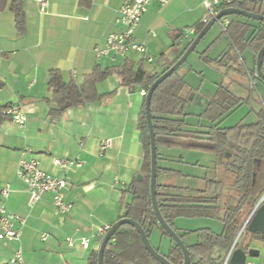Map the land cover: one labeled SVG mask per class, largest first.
<instances>
[{
	"label": "crops",
	"instance_id": "obj_1",
	"mask_svg": "<svg viewBox=\"0 0 264 264\" xmlns=\"http://www.w3.org/2000/svg\"><path fill=\"white\" fill-rule=\"evenodd\" d=\"M13 1L0 0V108L18 107L28 120L24 126L12 121H5L0 126V206L5 205L10 212L26 217L27 223L20 241L0 240V264H11L20 249L24 264H90L103 240L96 237V227L103 224L112 227L123 219L124 203L132 200L128 193L130 186L138 176L144 179L145 149L139 118L146 97L142 87L124 85L122 78L114 73L97 85L102 96L99 102L53 116L54 105L47 100L52 97L49 75L51 71H60L66 82L74 80L82 85L97 66L107 69L131 63L137 69L143 61L139 53L111 54L100 59L96 55L97 49L106 46L110 35L125 31L119 23V10L128 0H93L89 8L81 7L79 0H47L44 13L35 0H24L27 20L24 34L18 32L15 16L10 10ZM257 1L249 2L248 8L264 14V1ZM212 18L205 10L203 0H171L165 6L149 7L134 35L137 43L147 46L153 59L151 63L146 62V69L153 74L161 73L163 65L159 58L176 43V37L201 21L207 24ZM227 18L230 23L236 20ZM206 38L209 39L198 52L195 63L188 65V59L180 71L189 88L185 97L187 113L191 116L185 121L195 130L210 125L198 115L205 111L220 84L240 97L234 89H241V84L245 83L238 72L231 70L226 75L223 69L201 61V54L208 49L209 57L219 60L231 48L219 22L200 44ZM187 43L183 40L184 46ZM257 55L249 49L243 51L241 58L246 70H256ZM207 72L213 74L211 80H208ZM247 85L249 90L258 87L257 80L251 75L247 76ZM189 118L197 122H189ZM109 139L112 147L102 153L101 145ZM182 152L212 155L210 160L217 166L213 154L160 145L159 185L172 186L167 184L169 176L191 177L180 170L187 164ZM55 159L78 160L81 167L65 172L54 164ZM30 160H36L43 171L67 179L69 186L62 195L65 203L72 206L71 211L60 213L53 204L51 193L30 206L26 186L18 176L20 161ZM202 165L200 160L195 164L200 168ZM217 169L213 168L212 178H200L203 188L206 179L216 177ZM161 175L162 182L159 180ZM6 185L12 190L8 200L1 197ZM184 219H177L175 228L186 233L189 231L178 226ZM68 237L90 238V248H70L66 242ZM153 238L159 247L167 249L171 245L158 230L153 232L150 240L156 247ZM190 238L195 237L184 238L187 246L197 242L196 236V242L189 244Z\"/></svg>",
	"mask_w": 264,
	"mask_h": 264
},
{
	"label": "trees",
	"instance_id": "obj_2",
	"mask_svg": "<svg viewBox=\"0 0 264 264\" xmlns=\"http://www.w3.org/2000/svg\"><path fill=\"white\" fill-rule=\"evenodd\" d=\"M249 2L257 3L258 1L243 0L223 8L250 10ZM92 3L93 0H79L80 6L85 8L91 7ZM23 5L24 0H15L10 6L20 34L25 33L27 25ZM235 17L236 20L230 23L226 32H223L230 40L231 48L219 60H212L209 57L210 49H208L201 54V60L205 64L223 69L226 75L231 70L238 72L245 81L241 87L249 89L247 76L251 75L256 80L259 77L256 70H246L241 55L247 49L258 54L263 48L264 22L241 16ZM205 25L206 22L201 21L193 28L194 36L186 46L183 45V41H180L183 39V33L176 37V43L159 58V62L163 65L161 73L153 74L148 71L144 60L139 62L137 69L131 63L107 69L97 66L85 78L84 83L79 85L74 80L66 82L60 71H51L48 87L52 97L47 99L54 105L51 114L60 116L70 109L99 102L102 96L98 93L97 85L114 73L122 78V84L140 86L148 93L158 77L183 56ZM182 68L183 66L162 83L152 98V118L157 145L213 154L217 158V175L214 179H206L205 187L198 190L158 184V202L164 218L178 233L175 221L180 218H207L221 222L223 225L221 233L201 229L179 234L183 240L191 235L197 236V242L188 246L191 264H224L240 232L243 215L249 214L264 194V108L261 119L256 123L221 128L223 118L242 106L244 99L233 94L227 86L220 84L205 111L198 115L199 119L207 121L210 125L204 129H190L185 121L191 116L187 113L188 101L185 97L189 88L180 73ZM10 108L9 105L0 108V126L5 121H12V118L5 114ZM139 130L145 149V176L143 180H136L130 186L128 193L132 195V200L127 204L124 203V217L127 215L128 218L137 221L150 240L155 230L160 231L163 237L169 239L171 245L165 250L162 247L155 248L171 263L183 264L182 252L160 227L153 211L150 196V139L145 106L139 118ZM248 234L249 239L264 243V235L249 232ZM238 248L248 250L249 245L237 244L235 249ZM97 257L98 252L93 254L90 264H97ZM104 264L159 263L146 250L137 230L126 225L121 227L108 243Z\"/></svg>",
	"mask_w": 264,
	"mask_h": 264
},
{
	"label": "built area",
	"instance_id": "obj_3",
	"mask_svg": "<svg viewBox=\"0 0 264 264\" xmlns=\"http://www.w3.org/2000/svg\"><path fill=\"white\" fill-rule=\"evenodd\" d=\"M35 1L38 4L41 13H44L46 11V8L48 7V1ZM170 1L171 0L126 1L119 10V23L125 28V31L121 34L110 35L107 39L106 46L103 49L96 50L97 57L100 59L101 57H107L111 54L125 56L127 53L132 51L139 53L143 57V60L145 62L151 63L153 59L148 54L147 46L137 43L134 40V35L137 28L141 24L143 15L146 13L149 7L155 4L159 6H165ZM242 1L243 0H203V6L209 16L214 17L219 11L224 9L223 7ZM219 24L223 32H226L228 26L230 25V20L228 18H224L222 21H219ZM193 36L194 29L188 30L186 33H184L182 41L184 40L190 42ZM142 94L144 96L147 95L146 91H143ZM5 114L10 116L12 118V122L19 126H24L27 123V116L18 107H11L6 111ZM111 147L112 141L110 139L105 140L101 145V152L105 153L107 150L111 149ZM54 164L59 166L65 172H72L81 167V162L78 160L55 159ZM18 176L26 186V191L29 195L30 206H33L45 194L51 193L54 196L53 204L60 213L65 214L72 210V206L65 203L62 195V191L69 186L66 178L55 177L43 171L40 167V164L36 160L20 161ZM11 193V187L9 185H6L1 191V197L4 200H8ZM263 205L264 194L262 195L256 206L253 208L249 217ZM26 223V217L10 212L5 205L0 206L1 241H20ZM111 228L112 227L107 224L97 226L96 237H100V239H103L111 230ZM43 239L45 240V237H43ZM66 242L70 248H79L81 250H88L91 245L90 238H81L76 240L74 238L68 237ZM11 264H24L21 249L11 260Z\"/></svg>",
	"mask_w": 264,
	"mask_h": 264
},
{
	"label": "water",
	"instance_id": "obj_4",
	"mask_svg": "<svg viewBox=\"0 0 264 264\" xmlns=\"http://www.w3.org/2000/svg\"><path fill=\"white\" fill-rule=\"evenodd\" d=\"M230 16H241L247 19L264 22V14L256 13L251 10H242L238 8H227L219 11L202 29V31L194 38L193 42L190 44L189 48L183 54V56L166 72L158 77V79L151 85L145 100V110H146V121L149 131L150 139V196L152 200V206L154 214L157 218L158 224L165 231V233L172 239L176 246L182 252L184 261L183 264H191V253L188 246L185 244L181 235L167 222L164 218L161 208L159 206L157 192H158V145H157V135L154 127V122L152 118V98L158 87L164 83L168 78H170L174 73H176L189 59V57L195 52L201 41L205 38L211 28L217 24L221 19ZM264 46L257 55L256 70L258 77L264 81ZM137 179L141 181L142 176H138ZM247 221L242 226L237 238L235 239L228 256L224 264H247L250 258H258L261 252L258 249L249 248L245 250L243 248L235 249V246L240 239L242 232L247 228L248 232L251 234L260 233L264 235V205L261 206L255 213H252ZM129 225L137 230L142 242L149 252L151 257L157 261L159 264H173L171 263L163 254H161L151 243L147 233L143 227L135 220L128 218L127 215L115 225L112 226L111 230L103 238L100 249L98 251L97 264H104L105 252L110 240L114 237L116 232L123 226Z\"/></svg>",
	"mask_w": 264,
	"mask_h": 264
},
{
	"label": "rangeland",
	"instance_id": "obj_5",
	"mask_svg": "<svg viewBox=\"0 0 264 264\" xmlns=\"http://www.w3.org/2000/svg\"><path fill=\"white\" fill-rule=\"evenodd\" d=\"M229 18H236V17L230 16ZM208 39L209 38H206V40L198 46L197 51L191 55V57L189 58L188 65L195 63L198 52L204 46V44L208 41ZM205 65H208V64H205ZM203 66L204 64L202 65V67ZM212 77H213V74L207 72L208 80H211ZM257 84H258V87L254 90H249L243 87L241 89H234L236 94H238L240 97L244 99V104L238 107L237 109H235L228 116L223 118V120L221 121V128H233L236 126L252 124V123L258 122L261 119V112L264 108V81L258 78ZM188 110H190V107H188ZM189 119H190L189 122H192V123L197 122L194 119H191V118ZM182 153H185V158H186L185 161L187 164H185V166L183 165V167L185 168L182 167L180 170L183 171L182 173L184 174L191 175V177L189 178L185 176L184 177L169 176L167 178V181H168L167 184L172 185V186L178 185V186H182L185 188H191V189L203 188L204 185L200 182V178H206V177L212 178L213 168L216 169V165H214L210 160L211 157L213 156L206 155V154H190L186 152H182ZM186 155H190V156H186ZM200 157H204L206 159L200 158ZM198 160H200L204 168L195 166ZM162 176L163 175H161L159 178L160 182H162L163 180ZM251 212L249 214L243 215L242 222L240 223L241 228L244 225V223L247 221ZM178 226H179V229L183 230L185 228L184 230L189 231V232H193V231H197L201 229H210L215 233H220L223 228V225L221 222L217 220L207 219V218L189 219V220L184 219L182 222L178 224ZM182 233L184 232H181L180 234ZM191 236H194L195 238H190L187 241L189 244L191 242H196V235H191ZM152 240H153L154 245L157 248H160L159 245H157L156 243V238H153ZM246 243L250 246V248L258 249L261 252L258 258H250L247 264H264V243L250 241L249 234L247 230L244 229L240 239L238 240V245L243 246ZM163 249L165 250V248Z\"/></svg>",
	"mask_w": 264,
	"mask_h": 264
},
{
	"label": "flooded vegetation",
	"instance_id": "obj_6",
	"mask_svg": "<svg viewBox=\"0 0 264 264\" xmlns=\"http://www.w3.org/2000/svg\"><path fill=\"white\" fill-rule=\"evenodd\" d=\"M250 241H253V240L250 239ZM253 242H257V241H253ZM249 248H250V246H249Z\"/></svg>",
	"mask_w": 264,
	"mask_h": 264
},
{
	"label": "bare ground",
	"instance_id": "obj_7",
	"mask_svg": "<svg viewBox=\"0 0 264 264\" xmlns=\"http://www.w3.org/2000/svg\"><path fill=\"white\" fill-rule=\"evenodd\" d=\"M243 233V232H242Z\"/></svg>",
	"mask_w": 264,
	"mask_h": 264
}]
</instances>
